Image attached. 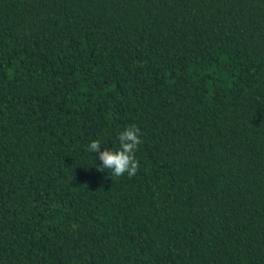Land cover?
I'll use <instances>...</instances> for the list:
<instances>
[{"label":"trees","instance_id":"16d2710c","mask_svg":"<svg viewBox=\"0 0 264 264\" xmlns=\"http://www.w3.org/2000/svg\"><path fill=\"white\" fill-rule=\"evenodd\" d=\"M0 264H264V0H0Z\"/></svg>","mask_w":264,"mask_h":264},{"label":"clouds","instance_id":"9594fccd","mask_svg":"<svg viewBox=\"0 0 264 264\" xmlns=\"http://www.w3.org/2000/svg\"><path fill=\"white\" fill-rule=\"evenodd\" d=\"M119 146L116 148L104 147L101 140L94 139L88 145V151L96 154V158L102 163L97 165L100 172L107 171L111 177H128L136 175L140 168L136 152L141 143V130L136 125H130L118 135Z\"/></svg>","mask_w":264,"mask_h":264}]
</instances>
